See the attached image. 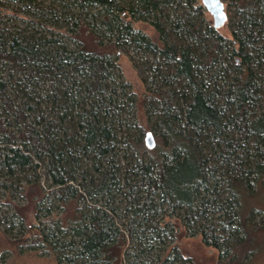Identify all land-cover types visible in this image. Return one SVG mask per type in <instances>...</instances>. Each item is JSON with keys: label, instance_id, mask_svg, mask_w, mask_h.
Returning a JSON list of instances; mask_svg holds the SVG:
<instances>
[{"label": "trees", "instance_id": "obj_1", "mask_svg": "<svg viewBox=\"0 0 264 264\" xmlns=\"http://www.w3.org/2000/svg\"><path fill=\"white\" fill-rule=\"evenodd\" d=\"M223 3L228 34L201 0H0L28 18L0 15L7 241L56 264H173L181 226L216 264H247L260 229L244 201L264 189V0Z\"/></svg>", "mask_w": 264, "mask_h": 264}, {"label": "rangeland", "instance_id": "obj_2", "mask_svg": "<svg viewBox=\"0 0 264 264\" xmlns=\"http://www.w3.org/2000/svg\"><path fill=\"white\" fill-rule=\"evenodd\" d=\"M12 12L17 13V18L15 21H13V24L18 28H25L26 21L24 18H28L24 16L23 9L20 6L7 4L5 9L4 7H2L0 15H4L6 13L5 17L6 19H8L9 15ZM54 21H56V19H54ZM56 22L60 23V21ZM61 22H63V20H61ZM10 25H12V23ZM43 26L44 27L42 28L46 27L48 29H51V33L56 35L61 43L67 44L71 49H74L75 46L73 45V41L70 39V34L59 31L58 29L51 27L48 24H44ZM135 27L140 31L147 33L148 35L153 34L151 28H149V26L145 24L137 23L135 24ZM40 28L41 26L38 27V29ZM219 31L223 34H228V30L225 27H223ZM40 34H42V32H40ZM118 64L121 68V72H119V74H121L123 79L131 86V90L138 95L143 94V86L130 62L125 57H120L118 59ZM114 78L117 79V74ZM259 188H261V185L259 186ZM261 189H259L257 194L245 197L244 201V210L250 211L247 215V221H249L248 223L257 224L258 228L260 229L259 231L254 233L257 242L254 244V249L256 251L249 256L247 264H264V189ZM15 201L18 203L17 198H15ZM2 209L5 208L2 207ZM25 214L27 217V220L25 222L27 224L32 223V218L31 216H29L31 215V211L27 210L25 211ZM182 232L183 231L181 226H178L177 232L175 233L176 236H174L173 234L171 235V237H173L174 239L170 242L169 249L175 247L177 254V257L175 255H173L172 257V259H174L173 264H216L219 256L216 250L204 246L199 236H183L181 234ZM3 233L4 228L1 227L0 256H5V258L0 259V264H56L55 258L52 255L50 256L48 253L42 254L41 251H29L27 248L25 249L26 252H21L22 248H17V243L13 241H7ZM146 249L147 251L151 252V250H149L148 248ZM2 251L4 252V254H2ZM150 255H147L145 258L141 259V264H156L154 254L153 256Z\"/></svg>", "mask_w": 264, "mask_h": 264}, {"label": "water", "instance_id": "obj_3", "mask_svg": "<svg viewBox=\"0 0 264 264\" xmlns=\"http://www.w3.org/2000/svg\"><path fill=\"white\" fill-rule=\"evenodd\" d=\"M201 5L211 17L213 28L218 31L222 29L227 23V14L222 0H201ZM143 143L148 151L155 149L156 140L154 134L151 131H147L144 134Z\"/></svg>", "mask_w": 264, "mask_h": 264}]
</instances>
